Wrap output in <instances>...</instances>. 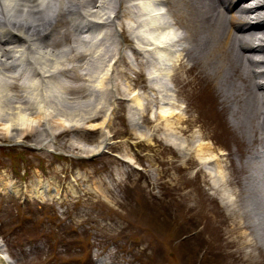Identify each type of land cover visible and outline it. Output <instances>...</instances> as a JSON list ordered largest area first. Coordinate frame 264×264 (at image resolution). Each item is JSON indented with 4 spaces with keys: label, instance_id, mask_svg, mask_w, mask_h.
<instances>
[{
    "label": "rangeland",
    "instance_id": "374dc122",
    "mask_svg": "<svg viewBox=\"0 0 264 264\" xmlns=\"http://www.w3.org/2000/svg\"><path fill=\"white\" fill-rule=\"evenodd\" d=\"M70 2L75 9L70 7L65 11L60 3L54 15L45 17V20L54 17L58 23L54 26L42 24L41 27L46 29L39 31L40 40L36 42L50 45L54 41L47 48H52L51 52L46 54L49 58L47 67H52V74L47 68L50 74L45 72L43 78L31 74L34 65L21 61L15 51L24 46L23 42L7 45L13 48L15 61L6 60V67L0 66V90L4 94L1 107L2 110L6 107L7 117L16 108L25 106L24 103L21 106L22 100L16 98L17 91L22 94L19 87L4 89L3 85L9 83V79L11 81L10 77H14L13 80L19 78L17 82L12 80L15 86L30 84L22 95L26 100L23 101L33 108L31 114L26 112L33 123V130L27 137L26 132L16 129L11 131L13 138L3 135L4 126L10 119L6 117L0 121L1 259L5 264H264V194L260 191V188L264 189V178H255V172H258L256 160H260L258 165L264 168V152L258 159L252 155L264 141L258 136L261 130L256 129L259 128L249 131L251 128H246L243 118L232 114L234 101L223 98L221 90L232 92L235 86L222 84L219 89V83L207 77L198 62L189 68L191 63L187 61L184 67L176 65L178 77H174L175 83L172 81L169 74L175 66L174 58L178 57L175 52L179 55L181 48L177 38L185 31L173 23L169 6L164 2L162 9L158 0ZM84 10L88 11L85 13ZM155 13L159 16L157 25L153 22ZM149 17L152 21H148ZM162 25L165 28H161ZM158 40L164 47L157 48L155 42ZM81 41H85L83 45ZM187 43L195 42L187 39ZM69 45L83 50L87 56L79 54L76 57L74 51L70 52ZM110 49L113 52L109 53ZM160 52L163 55H159ZM149 53L152 56H148ZM200 53L194 50L198 59L203 57ZM72 66L73 70L68 69ZM162 73L165 74L159 77ZM70 74H74L73 77ZM256 80L262 82L264 78ZM236 82L244 83L242 79ZM134 94L142 101L136 100ZM257 94L260 97V93ZM34 95L38 102L35 98L36 103H30ZM159 105H165L167 109ZM41 106L42 110L46 108L43 114L39 113ZM159 109L167 112L164 118ZM254 113L256 122L260 111ZM247 119L250 124L252 120ZM250 172L254 176L246 181ZM214 174L219 176L218 184ZM228 198H235V203L227 202Z\"/></svg>",
    "mask_w": 264,
    "mask_h": 264
},
{
    "label": "bare ground",
    "instance_id": "6f19581e",
    "mask_svg": "<svg viewBox=\"0 0 264 264\" xmlns=\"http://www.w3.org/2000/svg\"><path fill=\"white\" fill-rule=\"evenodd\" d=\"M80 2V0H78ZM96 1V0H95ZM106 1V0H105ZM144 1V0H143ZM148 1V0H146ZM151 1V0H150ZM152 1H155V0H152ZM161 2V8L162 9V2H164L166 5L169 6V12L171 13V15L173 16V20H174V24H178L179 26H181L184 31H185V34H181L178 38H177V42L179 43L180 45V49L179 50V55H178V51L175 52V55L178 56L176 58H174L173 60L175 62H172L174 63V67H173V72L172 74H169L171 75V79L172 81L174 82V77H176L177 79V73H176V65H180V66H185L184 62L187 61L188 63H191V65H189L190 67L189 68H192L193 66H196L197 65V62L199 63V67L202 68V71L205 72V75L207 77H211L212 79H214V81H216V83H219V86L221 89V85L222 84H232L234 87V90L232 92H228L226 90H221L222 94H223V98L226 100H233L234 101V105H233V108H232V114L233 115H236L237 118L238 117H242L243 120L246 122L247 126L246 128L250 127L253 132V129L255 128H259V129H256L257 131L258 130H261V132L258 134V136H261L264 140V81L262 82H259L257 81L256 79L258 77H263L264 78V0H158V2ZM76 2V0H75ZM88 3H94V0H87ZM100 2V1H99ZM103 2V1H102ZM124 2V1H123ZM136 1H134L135 3ZM138 2V1H137ZM159 2V3H160ZM59 3H61L60 5H65L67 9H69L70 7H72V9H75L73 6H72V3L70 2V0H0V21H6L7 23H9L10 27L6 28V30L4 29H1L0 27V66L1 67H6L5 66V61L6 60H14V50L11 46L7 47V45L11 44V43H18L19 42H23L24 43V46L22 48H16V52L18 53L17 57L21 60V61H26L27 63L29 64H33L34 67L32 68V72L31 74L34 75V76H38L39 78H43L45 76V72H47V69H49L47 67V64L48 63V59L49 58H46V54H48V52H51V49L48 50L47 48H49L50 46H52L53 42L49 45L48 42H45L44 44L42 45H39L38 43L36 42H39L37 41L38 39L40 40V36L39 35V31L42 32L43 30H45L46 28H42V24L45 23L46 26H54L55 24H57L58 20H56V18H52L50 17L49 20H45V17H48L50 16L52 13V15H54V12L56 10V7L59 5ZM78 3V2H77ZM147 3H150V2H147ZM76 4V3H75ZM81 4V3H80ZM104 4V3H103ZM128 4V3H127ZM155 4V3H154ZM77 5V4H76ZM82 5H85V4H82ZM88 5V4H87ZM102 5V3H101ZM125 5V4H124ZM139 5V4H138ZM144 5V3H143ZM157 5V4H156ZM80 5H78L79 7ZM106 6V5H105ZM159 6V5H158ZM167 6V7H168ZM85 7V6H84ZM88 7V6H87ZM86 7V8H87ZM102 7L104 8V6L102 5ZM112 7V6H111ZM142 7V4L141 6ZM147 7V6H145ZM154 7V6H151V8ZM200 7V8H199ZM62 8V6H61ZM89 8V7H88ZM103 8H101V10H104ZM106 8V7H105ZM109 8V7H108ZM113 8V7H112ZM126 7H124V10H125ZM139 8V7H138ZM149 8V7H148ZM147 8V9H148ZM156 8V7H155ZM82 9V8H81ZM145 9V8H144ZM58 10V9H57ZM56 10V12H57ZM60 10V9H59ZM80 10V9H79ZM83 10V9H82ZM100 10V11H101ZM106 10V9H105ZM119 10V9H118ZM123 10V11H124ZM129 10V9H128ZM137 10V9H136ZM153 10V9H152ZM156 10V9H155ZM159 10V9H158ZM226 12H224V11ZM62 11V10H60ZM78 11V10H77ZM85 11V10H84ZM88 11V10H87ZM85 11V13L87 12ZM93 11V10H92ZM122 11V12H123ZM135 11V9H134ZM150 11V10H149ZM154 11V10H153ZM157 11V10H156ZM168 11V10H167ZM82 12V11H81ZM94 12V11H93ZM127 12V11H126ZM130 12V11H129ZM128 12V13H129ZM133 12V11H132ZM141 12V11H140ZM143 12V11H142ZM77 13V12H76ZM83 13V12H82ZM80 13V14H82ZM96 13V12H95ZM94 13V14H95ZM107 13V12H106ZM124 13V12H123ZM123 13H122V16H123ZM138 13V12H136ZM154 13V12H153ZM159 13V12H158ZM158 13L155 15L154 17V21L155 24L157 25V18L159 17L158 16ZM162 13V12H161ZM160 13V14H161ZM226 13V14H225ZM62 14V13H61ZM73 14V13H72ZM78 14V13H77ZM112 14V13H110ZM133 14V13H131ZM152 14V13H151ZM169 14V13H168ZM51 15V16H52ZM64 15V14H62ZM76 15V14H75ZM113 15V14H112ZM111 15V16H112ZM115 15V14H114ZM125 15V14H124ZM137 15V14H136ZM141 15V14H140ZM148 15V14H147ZM149 15H150V12H149ZM154 15V14H153ZM170 15V16H171ZM43 16V17H42ZM60 16V15H59ZM85 16V15H84ZM88 16V15H87ZM86 16V17H87ZM89 16H91V14L89 13ZM101 16V15H100ZM99 16V17H100ZM117 16V15H116ZM144 17V15H142ZM141 16V18H142ZM152 16V15H151ZM163 16V15H162ZM72 17V16H71ZM99 17L97 16L96 19H99ZM124 17V16H123ZM131 17V16H129ZM134 17V16H133ZM136 17V16H135ZM138 17V16H137ZM153 17V16H152ZM151 17V18H152ZM65 18V17H64ZM69 18V17H68ZM126 18V17H125ZM164 18V17H163ZM170 18V17H169ZM77 19V18H76ZM95 19V18H94ZM150 19V17L148 18ZM161 19V18H159ZM165 19V18H164ZM163 19V20H164ZM168 19V18H167ZM171 19V18H170ZM70 20V19H69ZM75 20V19H74ZM92 20V18H91ZM90 20V21H91ZM118 20V19H117ZM130 20V19H129ZM134 20V19H132ZM137 20V19H136ZM143 20V19H142ZM162 20V19H161ZM160 20V21H161ZM71 21V20H70ZM73 21V20H72ZM94 21V20H93ZM122 21V20H120ZM126 21V20H125ZM148 21H152L151 19L148 20ZM68 22V21H67ZM78 22V21H76ZM92 22V21H91ZM104 22V21H103ZM113 22V21H112ZM134 22V21H132ZM131 22V23H132ZM138 22V21H137ZM144 22V21H143ZM142 22V23H143ZM166 22V21H165ZM60 23V22H59ZM63 23V22H62ZM105 23V22H104ZM108 24V22H106ZM115 23V22H114ZM117 23V22H116ZM159 23V22H158ZM73 24V23H71ZM77 24V23H76ZM87 24V23H85ZM84 24V26H86ZM101 24V23H100ZM99 24V25H100ZM145 24V23H144ZM143 24V25H144ZM150 24V23H149ZM153 24V25H155ZM66 25V24H65ZM75 25V23H74ZM73 25V26H74ZM78 25V24H77ZM81 25V24H80ZM83 25V24H82ZM91 25V23H90ZM97 25V23L95 24ZM117 25V24H116ZM141 25V24H140ZM142 25V26H143ZM147 25V24H146ZM152 25V24H151ZM160 25V24H159ZM164 25V24H163ZM162 25L161 28H163L164 26ZM40 26V27H39ZM89 26V25H88ZM94 26V25H93ZM118 26V25H117ZM135 26V25H134ZM44 27V26H43ZM61 28V25L59 26ZM107 27V25H106ZM105 27V28H106ZM152 27V26H151ZM155 29V26H153ZM78 29V27H76ZM80 28V27H79ZM103 28V26H102ZM101 28V29H102ZM114 28V26L112 27ZM121 28V27H120ZM130 28V27H129ZM136 28V27H135ZM141 28H144V27H141ZM165 28V27H164ZM50 29V28H49ZM58 29V28H57ZM86 29V28H85ZM92 29V28H91ZM98 29V28H97ZM104 29V28H103ZM102 29V30H103ZM116 29V28H115ZM145 29V28H144ZM172 29V28H170ZM180 29V28H179ZM76 30V29H75ZM83 30V29H82ZM81 30V32H82ZM89 30V29H88ZM87 30V31H88ZM101 30V31H102ZM152 30V29H151ZM157 30V28H156ZM163 30V29H162ZM50 31V30H49ZM58 31V30H57ZM68 31V30H67ZM86 31V30H85ZM101 31H99L101 33ZM109 31V30H108ZM143 31V30H142ZM161 31V30H160ZM165 31V30H163ZM53 32V31H51ZM49 32V33H51ZM55 32V30H54ZM61 32V31H60ZM69 32V31H68ZM89 32V31H88ZM91 32V31H90ZM106 32V30H105ZM103 33V32H102ZM111 33V32H110ZM143 33V32H142ZM173 33V32H171ZM214 33V34H213ZM43 34V33H42ZM47 34V33H46ZM53 34V33H52ZM58 34H60L58 32ZM91 34V33H90ZM107 34V33H106ZM159 34V33H158ZM55 35V34H54ZM78 35V34H77ZM88 35V34H87ZM100 35V34H99ZM108 35V34H107ZM46 36V35H45ZM60 35H58L57 37H59ZM67 36V35H66ZM106 36V35H104ZM110 36V34H109ZM174 36V35H173ZM44 37V36H43ZM63 38V36H61ZM60 37V38H61ZM74 37V36H73ZM93 37V36H92ZM159 37V36H158ZM169 37V36H168ZM9 38V39H8ZM45 38V37H44ZM43 38V39H44ZM48 38V37H47ZM61 38V39H62ZM68 38V36H67ZM77 38V37H76ZM88 38V37H87ZM90 38V37H89ZM98 38V37H97ZM133 38V37H131ZM152 38V37H151ZM164 38V37H163ZM58 39V38H57ZM56 39V41H57ZM66 39V38H65ZM81 39V38H80ZM103 39V37H102ZM105 39H109V38H106ZM136 39V38H135ZM153 39V38H152ZM191 40L193 42H195L194 44L192 43L191 45L190 44H185V41L186 40ZM48 40V39H47ZM53 40V39H52ZM72 40H74L72 38ZM85 40V39H84ZM143 40V39H142ZM69 41V39H68ZM90 41V40H89ZM86 40V42H89ZM97 41H100V40H97ZM108 41V40H107ZM114 41V40H112ZM111 41V42H112ZM51 42V40H50ZM78 42L79 39H78ZM82 42V45L83 41ZM92 42V40H91ZM118 42V41H117ZM153 42V41H152ZM176 42V43H177ZM190 42V41H189ZM27 43V44H26ZM67 43V42H66ZM75 43V42H74ZM93 43V42H92ZM95 43H98V42H95ZM105 43V42H103ZM144 43V42H143ZM156 43V46L157 48H161V47H164V46H161L160 43H162L160 40H158ZM164 43V42H163ZM38 44V45H37ZM73 44V43H72ZM87 43H85L86 45ZM102 44V42H101ZM108 44V43H107ZM142 44V42H141ZM152 44V43H151ZM150 44V45H151ZM182 44V45H181ZM20 45V44H19ZM64 45V44H62ZM61 45V46H62ZM76 45V44H73V46ZM87 45H91V44H87ZM111 45V43H110ZM146 45V44H145ZM177 45V44H176ZM177 45V46H179ZM193 45H195V49H197V51H200V55H202L203 57L201 59H198L195 57L194 55V50L195 49H192ZM56 46H59V45H56ZM55 46V47H56ZM60 46V47H61ZM67 46V45H66ZM65 46V48H66ZM81 46V45H80ZM79 46V48H80ZM93 44L89 47H92ZM102 46V45H101ZM15 47V45L13 46ZM60 47L59 50H60ZM64 47V46H63ZM70 47V45H69ZM68 47V49H69ZM97 47V45H96ZM137 47V46H136ZM172 47V46H171ZM176 47V46H175ZM197 47V48H196ZM78 48V47H77ZM77 48H73V47H70V52L73 53V51L75 52V56L77 57V55L81 54L83 55V57H86V53H82V51L78 50ZM99 49V46L97 47ZM109 48V47H108ZM113 48V47H112ZM131 48V47H130ZM140 48V47H138ZM149 48V47H148ZM191 48V49H190ZM42 49H45V51H43ZM57 49V48H56ZM64 49V48H63ZM67 49V48H66ZM90 49V48H89ZM92 49V48H91ZM97 49V50H98ZM103 49V47L101 48ZM100 49V51H101ZM118 49V48H117ZM53 50H54V47H53ZM87 50V49H86ZM93 50V49H92ZM131 50V49H130ZM140 50V49H139ZM145 50V49H144ZM155 51V49H153ZM174 50V48H173ZM63 51V50H62ZM61 51V52H62ZM99 51V50H98ZM112 50L110 49L109 50V53L111 52ZM142 51V50H141ZM147 51V50H145ZM160 51V50H159ZM162 51V49H161ZM169 51V50H168ZM59 52V51H57ZM67 52V51H66ZM90 52V51H88ZM103 52V51H102ZM101 52V53H102ZM113 52V51H112ZM158 52V51H157ZM164 52V50H163ZM162 52V53H163ZM16 53V54H17ZM64 53V52H63ZM91 53H93L91 51ZM91 53H88V55ZM100 53V52H99ZM136 53H139V52H136ZM153 53V52H152ZM156 53V52H155ZM160 52L159 55L162 54ZM22 54V55H21ZM51 54V53H50ZM69 54V53H67ZM103 54V53H102ZM165 54V52H164ZM54 55V54H53ZM64 55V54H63ZM104 55V54H103ZM107 52H106V54ZM114 55V54H113ZM112 55V56H113ZM119 55V54H118ZM136 55V54H135ZM146 57H147V54H145ZM163 55V54H162ZM170 55V54H169ZM253 55H256L258 56V58H254ZM61 56V55H60ZM72 56V55H71ZM70 56V58H71ZM80 56V55H79ZM127 56V54H126ZM140 56V55H138ZM148 56H152L149 55ZM165 56V55H164ZM69 57V56H68ZM91 57V56H90ZM88 56V58H90ZM94 57V56H93ZM95 57H97V55H95ZM102 57V56H101ZM100 57V58H101ZM117 57V55H116ZM129 57V56H128ZM135 57V56H134ZM143 57V55L141 56ZM145 57V56H144ZM156 57V56H155ZM154 57V58H155ZM163 57V56H162ZM173 57V56H171ZM198 57V56H197ZM55 58V57H54ZM53 58V59H54ZM59 58V57H58ZM57 58V59H58ZM65 58H66V53H65ZM87 58V59H88ZM136 58H137V55H136ZM148 58V57H147ZM147 58H146V63L147 62ZM153 58V57H152ZM164 58V57H163ZM17 59V58H16ZM64 59V58H63ZM78 59V58H77ZM85 59V60H87ZM104 58H102L103 60ZM107 59V58H106ZM111 60V57L109 58ZM132 60V56L130 58ZM156 59V58H155ZM172 59V58H171ZM91 60V59H90ZM95 60V58H94ZM98 60V59H97ZM115 60V58H114ZM158 60V59H157ZM15 61V60H14ZM63 61V60H62ZM68 61V60H67ZM73 61V60H72ZM77 61V60H76ZM84 61V60H83ZM107 61V60H106ZM116 61V60H115ZM117 61H118V58H117ZM154 61V60H153ZM164 60L163 62L166 63ZM56 62V61H55ZM60 62V61H59ZM66 62V61H65ZM70 62V61H69ZM78 62V61H77ZM82 62V61H81ZM96 62V61H95ZM101 62V61H100ZM103 62V61H102ZM123 62V61H122ZM84 63V62H83ZM87 63V61H86ZM89 63V62H88ZM114 63V62H113ZM117 63V62H116ZM125 63V62H124ZM133 63V62H132ZM163 63V64H164ZM172 63V65H173ZM76 64V62H75ZM89 64H92L93 63H89ZM95 64V63H94ZM115 64V63H114ZM122 64V63H121ZM134 64V63H133ZM152 64V63H151ZM154 64V63H153ZM13 65V64H12ZM60 65V64H59ZM69 65V64H68ZM80 65V63H79ZM83 65V64H81ZM97 65V64H96ZM140 65V64H139ZM141 65H142V62H141ZM147 65H150V62L149 64ZM162 65V63L160 64ZM14 66L16 67V65L14 64ZM52 66V65H51ZM78 66V65H77ZM77 66H76V69H77ZM87 66V64H86ZM94 66V65H93ZM105 66V65H104ZM111 66V65H110ZM120 66V65H119ZM154 67V65H152ZM165 66V64H164ZM164 66H162V68H164ZM183 66V67H184ZM258 66H262L263 69L262 70H257L255 67H258ZM7 67L8 69L10 68V64L8 62L7 64ZM54 67V66H53ZM67 67V66H66ZM73 67L72 66L71 68H68V69H71L73 70ZM81 67V66H80ZM97 67H99L97 65ZM96 67V68H97ZM183 67H180V68H183ZM52 69V67H50ZM65 68V67H64ZM62 68V71L63 69ZM79 68V66H78ZM85 68V67H84ZM111 68V67H109ZM107 67V69H109ZM161 68V67H160ZM170 68V67H169ZM172 68V67H171ZM188 68V69H189ZM6 69V68H4ZM18 69V68H17ZM49 69V70H51ZM58 69V68H57ZM75 69V70H76ZM80 69V68H79ZM88 69V68H87ZM90 69V68H89ZM88 69V70H89ZM106 69V68H105ZM112 69V68H111ZM110 69V70H111ZM154 69V68H153ZM187 69V68H186ZM20 70V69H19ZM49 70H48V74L49 73ZM55 70V69H54ZM67 70V68H66ZM65 70V71H66ZM86 70V69H85ZM84 70V71H85ZM87 70V71H88ZM92 70V69H91ZM100 70V69H99ZM155 70V69H154ZM162 70V69H161ZM181 70V69H180ZM179 70V71H180ZM194 70V69H193ZM1 71V70H0ZM12 71V70H11ZM22 71V69L20 70ZM53 70H51V74L53 73L52 72ZM56 71V70H55ZM64 71V72H65ZM69 71V70H68ZM78 71V70H77ZM76 71V72H77ZM94 71V70H93ZM107 71V70H106ZM105 71V72H106ZM116 72H119L118 70H114ZM160 71V70H159ZM158 71V72H159ZM164 70H162L163 72ZM171 71V69L169 70ZM167 70V72H169ZM10 72V71H9ZM19 72V71H18ZM59 72V71H58ZM67 72V71H66ZM112 72V71H111ZM155 72V71H154ZM166 72V73H167ZM183 72V71H182ZM12 73V72H11ZM22 73V72H21ZM19 72V74H21ZM57 73V72H56ZM55 73V74H56ZM72 73V72H71ZM82 73V72H81ZM109 73V72H107ZM115 73V72H114ZM161 73V72H160ZM170 73V72H169ZM180 73V72H179ZM7 74V73H6ZM13 74H15L13 72ZM30 74V75H31ZM59 74V73H58ZM63 74V73H62ZM66 74V73H65ZM64 74V75H65ZM92 74V72H91ZM165 74V73H164ZM163 73L158 75L159 77L161 75H164ZM5 75V74H4ZM17 75V73H16ZM16 75H15V78H16ZM60 75V74H59ZM68 75V74H67ZM74 75V74H72ZM71 74L70 76L73 77ZM85 75V74H84ZM96 75H97V72H96ZM115 75V74H114ZM167 75V74H166ZM168 75V76H169ZM33 76V77H34ZM63 76V75H62ZM66 76V75H65ZM79 76V75H78ZM90 77V75H87V77ZM103 75H101L102 77ZM106 76V75H105ZM112 76V74H111ZM2 77V76H1ZM31 77V76H29ZM28 77V78H29ZM48 77V76H47ZM60 77V76H59ZM83 77V76H82ZM81 77V78H82ZM97 77V76H96ZM104 77V76H103ZM109 76H107L108 78ZM183 77V76H182ZM5 78V77H4ZM8 78V77H7ZM11 78V81L9 79V83H4V89L6 88H9V87H13L12 89H14L15 87H19L18 89H20V91H22V94H24V92L30 88V84L28 85H20V86H15L14 84L16 83H13L12 80L14 77H10ZM23 78V77H22ZM39 78H37L39 80ZM49 78V77H48ZM61 78V77H60ZM67 78V77H65ZM70 78V77H69ZM75 78V77H74ZM79 78V77H78ZM100 78V76H99ZM115 78V77H113ZM167 78V77H166ZM19 79V78H18ZM18 79H14L15 82L18 81ZM77 78H75L74 80H76ZM109 79V78H108ZM238 79H242V81L244 83H237L236 80ZM13 80V81H14ZM33 80V79H32ZM46 80V79H45ZM48 80V79H47ZM46 80V81H47ZM64 80V79H62ZM78 80V79H77ZM86 80V78H85ZM104 80V79H103ZM106 80V79H105ZM158 80V78H157ZM160 80V79H159ZM158 80V81H159ZM182 80V79H181ZM28 81V79H27ZM51 81V80H50ZM53 81V80H52ZM65 81V80H64ZM112 81V79H111ZM171 81V83H172ZM185 81V80H184ZM190 81V80H189ZM56 82L58 83L59 81L56 80ZM72 82V81H71ZM92 82V81H91ZM176 82V81H175ZM174 82V83H175ZM187 82V81H186ZM222 82V83H221ZM22 83V82H21ZM29 83V82H27ZM44 83V82H43ZM48 83V82H47ZM51 83V82H50ZM62 83V82H61ZM67 83V82H66ZM70 83V81H69ZM74 83V82H72ZM94 83V82H93ZM182 83V82H181ZM53 84V83H52ZM55 86H56V83H54ZM59 84V83H58ZM71 84V83H70ZM100 84V83H99ZM105 84H106V81H105ZM113 84V82H112ZM157 84V83H156ZM40 85V84H39ZM51 85V84H49ZM60 85V84H59ZM66 85V84H64ZM76 85V84H75ZM91 85V84H90ZM98 85V84H96ZM116 85V84H115ZM160 85V84H159ZM178 85V84H177ZM176 85V86H177ZM36 86V85H35ZM45 86V85H43ZM47 86V85H46ZM53 86V85H52ZM162 86V85H161ZM231 86V85H230ZM232 86V87H233ZM63 87V86H62ZM62 87L60 88L61 90ZM71 87V85H70ZM73 87V85H72ZM71 87V88H72ZM100 87V85H99ZM104 87V86H103ZM117 87V85H116ZM150 87V86H149ZM170 87V86H169ZM173 87V86H172ZM230 87V88H232ZM3 88V87H2ZM47 89V87H45ZM51 88V86H50ZM67 88V87H66ZM65 88V89H66ZM113 88V87H111ZM152 88V87H150ZM11 89V90H12ZM45 89V90H46ZM86 89V88H85ZM97 89V88H96ZM118 89V88H117ZM159 89V88H158ZM172 90V88H169ZM175 88H173L174 90ZM8 90V89H7ZM10 90V91H11ZM32 90V89H31ZM43 90V89H42ZM50 90V89H49ZM79 90V89H78ZM81 90V88H80ZM98 90V89H97ZM107 90V89H105ZM110 90V89H109ZM116 90V89H114ZM128 90V89H127ZM126 90V91H127ZM150 90V89H149ZM181 90V89H180ZM229 90V89H228ZM99 91V90H98ZM151 91V90H150ZM160 91V89H159ZM166 91V90H165ZM4 92V91H3ZM7 92V91H6ZM12 92V91H11ZM28 92V91H27ZM30 92V91H29ZM37 92V90H36ZM43 92L45 93V91L43 90ZM59 92V91H58ZM71 92V90H70ZM76 92V91H75ZM78 92V91H77ZM103 92V90H102ZM118 92V91H117ZM161 92H163L161 90ZM169 92V91H168ZM260 93V97H257V93ZM9 93V92H8ZM13 93L15 94V92L13 91ZM69 93V92H68ZM74 93V92H73ZM114 93V92H113ZM152 93V92H151ZM179 93V92H178ZM19 91H17L16 93V98L20 101V99L22 100V103H21V106L22 104L24 103L25 106L23 108H16V111L13 112L12 114L9 115V117H7L8 115V111H6V107L5 110H2V97H4V94L2 93V91L0 90V121L2 120H5V118H9L10 121L8 122V125L6 124L4 126V131H3V135H6L7 137H11L13 138V134L11 133L12 130L16 129V131L18 132L21 131V132H26L25 133V137H27L28 135H30V132L33 130V123L31 124V120L26 116V112L27 111H30V114L31 112L33 111V108H30L31 105L28 104V102H25V97L22 95ZM32 94V92H31ZM53 94V93H52ZM60 94V93H59ZM63 94V93H62ZM118 94V93H117ZM116 94V95H117ZM148 94V93H147ZM153 94H156L153 93ZM30 95V93H29ZM36 95V94H35ZM34 95V96H35ZM55 95V93H54ZM67 95V93H66ZM72 95V94H71ZM111 95V94H110ZM109 95V96H110ZM115 95V96H116ZM139 95V93H138ZM149 95V94H148ZM160 95V94H159ZM174 95V93H173ZM176 95V94H175ZM26 96V95H25ZM28 96V94H27ZM26 96V97H27ZM97 96V95H96ZM137 96L134 94V97ZM145 96V95H144ZM14 97V96H13ZM31 97V96H30ZM39 97H43V96H39ZM45 97V95H44ZM53 97V96H52ZM66 97V96H65ZM140 97V96H139ZM139 97L137 96V99H139ZM147 97V96H146ZM145 97V98H146ZM154 97V96H153ZM153 97H151L153 99ZM160 97V96H159ZM169 97V96H168ZM15 98V99H16ZM35 98L37 99V96H35L33 99V101L30 103H36L35 102ZM50 98V97H49ZM67 98V97H66ZM125 98V97H124ZM136 98V97H135ZM134 98V99H135ZM150 98V97H149ZM163 98V97H162ZM161 98V99H162ZM179 98V97H178ZM7 99V98H6ZM12 99V97H11ZM46 99V98H45ZM53 99V98H52ZM68 99V98H67ZM133 99V98H132ZM167 99V97H166ZM173 99V98H172ZM176 99V98H175ZM25 100V101H23ZM96 100V99H95ZM135 100V101H136ZM141 100V98L139 99ZM147 100V99H146ZM165 100V97L164 99ZM163 100H162V103H163ZM170 100V99H169ZM10 101V100H9ZM29 101V100H28ZM142 101V100H141ZM140 101V102H141ZM151 101V100H150ZM166 101V100H165ZM164 101V102H165ZM177 101V100H176ZM15 102V101H14ZM17 102V101H16ZM37 102H38V99H37ZM43 102L45 103L44 99H43ZM147 102V101H146ZM145 102V103H146ZM169 102V101H168ZM166 102V103H168ZM172 102V100H171ZM169 102V104L171 103ZM175 102V101H174ZM173 102V103H174ZM179 102V101H178ZM181 102V101H180ZM7 103V102H6ZM155 103V102H153ZM161 103V102H160ZM10 104V103H8ZM18 104V102H17ZM42 104V103H41ZM50 104V103H49ZM149 104L151 105V103L149 102ZM176 104V102H175ZM231 105V103H229ZM239 104L238 108H237V105ZM5 105V104H4ZM7 105V104H6ZM27 105V106H26ZM33 105V104H32ZM36 105V104H35ZM40 105V103H39ZM44 105V104H42ZM81 105V104H80ZM140 107H142L140 104H138ZM146 105V104H145ZM155 105V104H154ZM162 105V104H161ZM159 105V106H161ZM179 105V103H178ZM11 106V104H10ZM9 106V107H10ZM104 106V105H103ZM168 106V105H167ZM94 106H92L93 108ZM100 107V105H99ZM152 107V106H151ZM161 107H165L164 106H161ZM170 107V106H168ZM8 108V107H7ZM12 108V106H11ZM42 106L40 108V112L39 113H44L43 109L42 110ZM50 108V107H49ZM67 108V107H66ZM91 108V107H90ZM101 108V107H100ZM167 109V107H165ZM171 108H172V105H171ZM9 109V108H8ZM22 109V110H20ZM38 109V107H37ZM63 109V108H62ZM83 109V108H82ZM89 109V108H88ZM174 109H175V106H174ZM179 109V108H177ZM255 109V110H254ZM24 110V112H23ZM68 110V109H67ZM96 110V109H95ZM98 110V109H97ZM100 110V109H99ZM160 110V109H159ZM260 111L259 113V119H256L257 121L255 122V120H253V117H254V111ZM11 111V109H10ZM69 111V110H68ZM81 111V110H80ZM146 111V109H145ZM150 111V110H149ZM171 111V109H170ZM74 112V111H73ZM98 112V111H97ZM142 112V111H141ZM35 113V112H34ZM50 113V112H49ZM77 113V112H76ZM160 116L161 117H165V114L167 113L166 111L163 112V110L161 109L160 110ZM33 114V113H32ZM51 114V113H50ZM87 114V112H86ZM86 114H84L86 116ZM158 114V112H157ZM174 114V113H173ZM177 114V113H176ZM45 115V114H44ZM47 115V114H46ZM53 115V114H52ZM144 115V114H143ZM159 115V114H158ZM179 115V114H178ZM30 116V115H29ZM41 116V115H40ZM62 116V115H61ZM172 116V114L170 115ZM169 116V117H170ZM37 117V116H36ZM45 117V116H44ZM51 117V115H50ZM89 117V116H88ZM157 117V116H156ZM168 117V116H167ZM37 118H40L39 115ZM86 118V117H85ZM90 118V117H89ZM138 118V117H137ZM158 118V117H157ZM234 118V117H232ZM247 118H250L252 120V122L249 124L247 123L248 119ZM41 119V118H40ZM170 119V118H168ZM180 119V118H179ZM249 119V121H250ZM51 120H53L51 118ZM50 120V121H51ZM58 120V119H57ZM156 120V118H155ZM167 120V119H166ZM181 120V119H180ZM187 120V119H186ZM235 120V119H234ZM240 120V119H239ZM238 120V121H239ZM19 121H22V123H20ZM26 121V122H25ZM56 121V120H55ZM55 121H53L55 123ZM154 121V120H153ZM161 121V120H160ZM159 121V122H160ZM163 121V119H162ZM179 121V120H178ZM189 121V120H188ZM6 122V121H4ZM41 122V121H40ZM46 122V120H45ZM52 122V123H53ZM58 121H56L57 123ZM83 122V121H82ZM85 122V121H84ZM244 122V123H245ZM39 123V122H38ZM55 123V125H56ZM138 123V122H137ZM234 123V122H233ZM19 124H22V126H19ZM24 124V126H23ZM139 124V123H138ZM239 124V123H238ZM41 124H38L37 126H39ZM17 126H19L20 128H18ZM51 126H54V125H51ZM159 126V124H158ZM157 126V128H158ZM238 126V125H237ZM243 126V125H242ZM26 127V128H24ZM41 127V126H40ZM44 127V126H43ZM59 127V126H57ZM97 127V126H96ZM245 127V126H244ZM262 127V128H261ZM22 128V129H21ZM52 128V127H51ZM50 128V129H51ZM95 128V127H93ZM156 128V126H155ZM240 128V127H239ZM43 129V128H42ZM69 129V128H68ZM181 129V128H180ZM245 129V128H244ZM183 130V129H182ZM263 130V131H262ZM35 131V130H34ZM187 131V130H186ZM36 132V131H35ZM96 132V131H95ZM7 133H11L10 135H8ZM60 135V134H59ZM16 136V135H15ZM14 136V138H15ZM20 136V135H19ZM24 136V135H23ZM171 136V135H170ZM4 137V136H3ZM5 138V137H4ZM260 138V137H259ZM250 139H251V136H250ZM249 139V140H250ZM257 140V139H256ZM261 140V141H263ZM251 141V140H250ZM103 142V140H102ZM101 142V144H102ZM75 144V143H74ZM73 144V145H74ZM100 144V146H101ZM104 144H107V143H104ZM103 145V144H102ZM204 145V144H203ZM200 146V145H199ZM73 147V146H72ZM202 147V145H201ZM201 147H198L199 149ZM206 147V146H205ZM193 150V149H192ZM202 150V149H201ZM194 151H195V147H194ZM193 151V152H194ZM204 153V152H203ZM261 150H255L252 152V155L254 156H257L255 158H258L260 157L261 155ZM198 155V154H197ZM262 157V156H261ZM251 158V157H250ZM254 158V160H256ZM252 159V158H251ZM263 159V157H262ZM253 160V161H254ZM200 161V160H199ZM220 161V160H219ZM224 161V160H223ZM247 161V160H246ZM252 161V162H253ZM257 161V160H256ZM260 161V160H259ZM258 161V162H259ZM218 162V161H217ZM249 162V161H248ZM223 163V162H222ZM246 164V163H245ZM255 166V165H254ZM247 167V166H246ZM252 168V166H250ZM264 167V166H263ZM201 168V167H200ZM257 169V173L255 172V178H264V171H262V167H260L259 165L256 167ZM199 169V168H198ZM221 169V168H220ZM255 170V169H254ZM254 170H252L254 172ZM198 171V170H197ZM221 171V170H220ZM219 171V172H220ZM218 172H216L217 174ZM262 175H261V174ZM254 176V174L252 172L249 173V175H247L245 177L246 181L247 179H250ZM214 181L216 182V184H218L219 182V176L215 175L214 174ZM223 178V177H222ZM262 180V179H261ZM223 181H225V178H223ZM249 181V180H248ZM221 183V182H220ZM225 183V182H224ZM216 184H214V186H216ZM223 184V182H222ZM220 185V184H219ZM218 185V186H219ZM224 186V184H223ZM217 187V186H216ZM218 189V188H217ZM224 190V189H223ZM234 191V190H233ZM260 191H263V189L260 188ZM263 194V193H262ZM230 195V194H229ZM235 196V195H234ZM233 199H226L227 202L228 201H232V203H235ZM241 206V205H240ZM243 213V211L241 212ZM246 213V211H245ZM254 226V225H253ZM257 226V225H256ZM248 227V226H247ZM258 228V227H257ZM257 231V230H256ZM257 235V233H256ZM256 240V239H255ZM264 240V239H263ZM249 242V240H248ZM251 242V241H250ZM253 243V241H252ZM251 244V243H250ZM247 245V244H246ZM260 245V244H259ZM251 247V246H250ZM249 247V248H250ZM258 248V247H257ZM252 251V250H251ZM1 252V250H0ZM4 259H1L0 257V264H5V262L3 261ZM7 262V261H6Z\"/></svg>",
    "mask_w": 264,
    "mask_h": 264
}]
</instances>
